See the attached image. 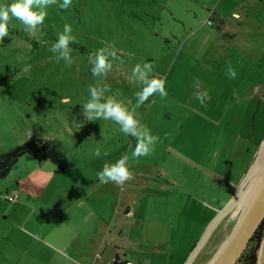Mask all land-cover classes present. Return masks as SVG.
I'll return each mask as SVG.
<instances>
[{
	"label": "rangeland",
	"instance_id": "obj_1",
	"mask_svg": "<svg viewBox=\"0 0 264 264\" xmlns=\"http://www.w3.org/2000/svg\"><path fill=\"white\" fill-rule=\"evenodd\" d=\"M60 2L45 12L50 35L57 38L70 25L84 49H71V65L54 59L49 35L39 27L25 31L17 19L0 41V153L31 136L48 147L44 162L24 157L0 180V264H18V248L40 237L23 235L19 223L33 221L44 205L75 204L94 207L111 227L107 239L121 229L119 256L180 264L239 184L215 182L208 171L244 172L243 178L264 138V100L257 93L264 92V0H72L66 9ZM99 49L119 59L104 77H93L88 57ZM144 63L165 80L167 95L153 94L135 108L142 85L131 73ZM97 83L108 89L104 98L135 108L140 124L159 138L150 155L134 158L137 140L118 124L85 120L82 104ZM198 93L205 94L203 103ZM96 149L100 157L93 156ZM122 156L132 178L100 183L96 173ZM21 178L25 190L13 185ZM15 195L13 203L5 199ZM239 212L234 207L217 224L192 264L211 259ZM130 237L137 247L126 243Z\"/></svg>",
	"mask_w": 264,
	"mask_h": 264
},
{
	"label": "clouds",
	"instance_id": "obj_2",
	"mask_svg": "<svg viewBox=\"0 0 264 264\" xmlns=\"http://www.w3.org/2000/svg\"><path fill=\"white\" fill-rule=\"evenodd\" d=\"M71 3L72 0H61L59 7L66 9ZM53 4H56V0H12L11 3H0V41L10 35L8 28L10 19L19 20L24 25L25 31H35L44 22L45 9ZM74 42L75 37L72 35L71 26L65 24L63 31L58 34L50 49L55 54L54 59L57 61L63 60L65 65H71L73 60L70 55V45ZM118 59L116 52L113 50H97L95 55L88 57L92 76L104 77L112 69L113 61ZM151 73L152 67L149 63H144L142 67L136 65L132 68V78L142 85L140 90L135 93V108H139L153 94H158L161 97L167 95L165 80L155 78ZM227 74L230 79H235L236 77V71L231 67L228 69ZM107 91V87H102L99 83L88 88L89 98L82 104L85 120H104L118 124L121 133L137 140L136 146L132 151L134 158L150 155L159 138L150 134L149 130L140 124L138 116L134 114L135 108L129 109L121 101L111 97L104 98V94ZM196 99L203 103L205 94L198 93ZM92 154L95 157L101 156L99 149L94 150ZM127 160V156H122L113 163H105L102 169L96 173L99 182L123 184L130 180L133 173Z\"/></svg>",
	"mask_w": 264,
	"mask_h": 264
},
{
	"label": "crops",
	"instance_id": "obj_3",
	"mask_svg": "<svg viewBox=\"0 0 264 264\" xmlns=\"http://www.w3.org/2000/svg\"><path fill=\"white\" fill-rule=\"evenodd\" d=\"M257 93L264 100V92ZM255 151L256 149L253 154ZM208 173L213 181L221 180L233 189L244 174L242 172L236 176L230 170H227L225 175L217 171ZM25 183L21 178L16 179L13 185L21 186L25 190ZM14 197L16 201L18 195ZM39 211L41 214L34 216L33 221L25 219L18 224L23 235L28 232L32 237V234L40 233L39 238L28 241L22 250L18 248V264H153L150 258L139 259L130 256L128 259L126 255L119 256L118 251L121 250L122 244L121 229L118 230V237L107 239L106 235L111 236V227L109 228L106 221L98 218L94 207L90 205H44ZM124 215L132 216L127 211ZM126 243L134 248L138 245V241L131 237L127 238ZM162 262L159 264H163Z\"/></svg>",
	"mask_w": 264,
	"mask_h": 264
},
{
	"label": "water",
	"instance_id": "obj_4",
	"mask_svg": "<svg viewBox=\"0 0 264 264\" xmlns=\"http://www.w3.org/2000/svg\"><path fill=\"white\" fill-rule=\"evenodd\" d=\"M241 201L233 228L206 264H236L264 219V138L231 198L217 211L183 264L193 263L217 224Z\"/></svg>",
	"mask_w": 264,
	"mask_h": 264
},
{
	"label": "trees",
	"instance_id": "obj_5",
	"mask_svg": "<svg viewBox=\"0 0 264 264\" xmlns=\"http://www.w3.org/2000/svg\"><path fill=\"white\" fill-rule=\"evenodd\" d=\"M49 24L50 18L46 15L43 24L38 27L41 32H44L47 36L49 35L50 39L55 41L56 38L49 33ZM70 47L73 50L79 51L81 54L84 52V49L75 43L71 44ZM47 150L46 142L31 136L21 145L13 147L7 152L0 153V180H5L17 163L24 157H29L38 164L44 162L46 160ZM262 231L261 223L248 244V246H253V248L248 252L244 250L236 263L244 261V264H256V253L262 240Z\"/></svg>",
	"mask_w": 264,
	"mask_h": 264
},
{
	"label": "bare ground",
	"instance_id": "obj_6",
	"mask_svg": "<svg viewBox=\"0 0 264 264\" xmlns=\"http://www.w3.org/2000/svg\"><path fill=\"white\" fill-rule=\"evenodd\" d=\"M243 205V201L238 203V208H240ZM256 264H264V238L260 244L258 254H257V262Z\"/></svg>",
	"mask_w": 264,
	"mask_h": 264
},
{
	"label": "built area",
	"instance_id": "obj_7",
	"mask_svg": "<svg viewBox=\"0 0 264 264\" xmlns=\"http://www.w3.org/2000/svg\"><path fill=\"white\" fill-rule=\"evenodd\" d=\"M5 199L8 201V202H11L13 203L15 201V197H8V196H5Z\"/></svg>",
	"mask_w": 264,
	"mask_h": 264
}]
</instances>
